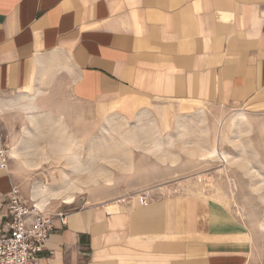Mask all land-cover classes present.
<instances>
[{
	"label": "crops",
	"instance_id": "obj_1",
	"mask_svg": "<svg viewBox=\"0 0 264 264\" xmlns=\"http://www.w3.org/2000/svg\"><path fill=\"white\" fill-rule=\"evenodd\" d=\"M164 104L264 111V0H0V151L16 106L131 123ZM11 151L0 234L10 191L25 197L16 170L29 172ZM152 184L141 201L43 211L54 219L41 263L252 264V231L234 209L193 182Z\"/></svg>",
	"mask_w": 264,
	"mask_h": 264
},
{
	"label": "rangeland",
	"instance_id": "obj_2",
	"mask_svg": "<svg viewBox=\"0 0 264 264\" xmlns=\"http://www.w3.org/2000/svg\"><path fill=\"white\" fill-rule=\"evenodd\" d=\"M3 118L4 150H15V167L29 166L25 175L16 170L24 196L37 204L31 192L42 185L76 196L66 205L50 199L42 211L143 194L141 201L157 176L182 179L238 213L252 231V264H264V111L164 104L128 123L112 112L94 110L91 120L82 122L69 121L62 110L31 114L16 106ZM210 148L224 152L228 162L201 155ZM173 164L184 173L172 170Z\"/></svg>",
	"mask_w": 264,
	"mask_h": 264
},
{
	"label": "built area",
	"instance_id": "obj_3",
	"mask_svg": "<svg viewBox=\"0 0 264 264\" xmlns=\"http://www.w3.org/2000/svg\"><path fill=\"white\" fill-rule=\"evenodd\" d=\"M1 166H7L5 151H0ZM10 220L6 232L0 234V264H42L41 253L46 249L53 217H46L36 202L22 197L18 188L9 193ZM61 221L66 212L57 215Z\"/></svg>",
	"mask_w": 264,
	"mask_h": 264
},
{
	"label": "bare ground",
	"instance_id": "obj_4",
	"mask_svg": "<svg viewBox=\"0 0 264 264\" xmlns=\"http://www.w3.org/2000/svg\"><path fill=\"white\" fill-rule=\"evenodd\" d=\"M31 101H32V98L31 99H29V100H25L24 102H23V104L25 105V107L26 106H28V105H26V103L28 102V104L31 106ZM27 108V107H26ZM31 109H33V107H28V111L30 110V112H31V114H32V111L33 110H31ZM238 114H240L239 115V118H246V116H245V114L243 113V112H239ZM38 115V114H37ZM238 116V115H237ZM33 117V116H32ZM37 118V116H34V118ZM34 118H32L33 120H34ZM38 119V118H37ZM242 120V119H241ZM30 121H32V120H30ZM237 121V120H236ZM235 121V122H236ZM34 123H36V121L35 122H33V123H31V124H33L34 125ZM38 123V122H37ZM243 123V122H242ZM36 127H38L37 125H36ZM22 148H24V146L22 147ZM16 149V148H15ZM17 150V149H16ZM21 150V149H20ZM18 154V153H17ZM203 154V156L205 155V154H207L209 157H219V158H221V159H223L224 161H227L228 162V159H227V155L223 152H220L217 148H210V149H208L207 151H206V153H202ZM11 155L13 156V157H16V152H15V150L14 149H12V151H11ZM27 156V155H26ZM17 158V157H16ZM40 185V184H39ZM38 185V186H39ZM60 188H58V190L57 189H55V190H52V189H50L48 186H46V185H42L41 187H39L38 189H36V188H34V189H32V192H31V197H32V199L33 200H35V201H37V206L40 208V209H43L46 205H48L49 203H50V199H62V202L64 203V204H72V203H74L75 201H76V196L74 195V193L73 194H70L69 192H67V191H65V190H62V189H60ZM72 189V188H71ZM69 191V190H68ZM74 191V190H73ZM43 208H42V207ZM262 227L264 228V223L262 224Z\"/></svg>",
	"mask_w": 264,
	"mask_h": 264
}]
</instances>
